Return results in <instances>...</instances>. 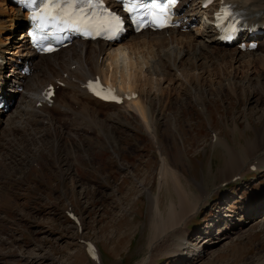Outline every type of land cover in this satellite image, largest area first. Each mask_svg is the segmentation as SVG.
<instances>
[{"label":"rangeland","instance_id":"374dc122","mask_svg":"<svg viewBox=\"0 0 264 264\" xmlns=\"http://www.w3.org/2000/svg\"><path fill=\"white\" fill-rule=\"evenodd\" d=\"M190 8L191 30L162 47H139L133 34L109 50L124 51L121 57L134 63L128 71L140 75L137 91L155 113L159 139L124 109L91 104L83 110L89 105L65 97V87L57 92L65 112L56 96L53 108H41L38 116L32 101V113L13 117L24 88L8 92L0 124V264H143L160 228L153 226L148 197L159 198L165 216L172 201L179 203L172 178L161 177L163 162L174 167L189 198L205 193L206 204L181 227L186 246L199 244L202 251L198 259L172 256L168 242L150 264H264V38L253 55L241 52L206 71H189L190 57L183 55L177 67L168 61L162 76L146 79L170 51L210 45L202 36L207 13L199 4ZM208 55L199 63L211 61ZM11 69L3 70L6 81ZM230 153L243 177L223 175ZM221 208L224 217L213 221ZM68 211L80 223H72ZM87 244L97 246L98 261L87 258Z\"/></svg>","mask_w":264,"mask_h":264},{"label":"bare ground","instance_id":"6f19581e","mask_svg":"<svg viewBox=\"0 0 264 264\" xmlns=\"http://www.w3.org/2000/svg\"><path fill=\"white\" fill-rule=\"evenodd\" d=\"M249 1H251V3L248 4ZM197 4L199 3H197L196 0H192L191 2L188 3L189 7H195L197 6ZM236 6L237 8L244 10L247 18L250 19L251 21L264 24V17H263L264 0H245L244 3L237 4ZM185 8L187 9V4L186 6H183V8L179 10L181 16L180 21L182 22L181 29L182 30L187 29L188 31H190L191 30L190 28L192 27V22L189 18L190 12ZM7 9L10 10V13L8 14L7 19L4 20V17H6L8 12ZM225 11L232 13L233 12L232 6L226 8ZM24 22H25V16L21 15L17 8L9 4L8 0H0V96L2 97V101L4 103L6 102L5 104L7 105L9 99L8 92L10 90L11 92L19 91L20 88H24L23 93L21 94L22 98L20 101V106H18V110L13 117H18L21 113L24 114V112L25 113L31 112L32 107L28 109L27 108L28 105L32 101H35L36 97L40 96V94L38 95V93H40L47 84L40 86L39 89L40 92H37L38 90L37 91L35 90L36 87H38L39 84H41L42 82L45 83L46 80H48L47 82L49 83L51 79H53L54 76L56 75V77L59 76L57 80L63 83L64 87L68 88L67 90L65 89L66 91L63 90L65 97L68 94H71L75 100L81 97L82 100L84 99L85 103L89 105L88 108L83 107V110H87V111L90 110L91 104L96 108H99L100 106L103 108L106 107L107 104H110L114 108H119L122 111L124 109L127 113L135 114L136 116H138V118L142 121L145 130L152 137V139H156V138L159 139L157 135V124L155 120L156 119L155 113L153 112L151 106H149L147 102L146 103L144 102V98L137 91L138 89L136 87V84L139 82L140 75L133 74L132 72H129L130 70L128 71V66L133 67L134 63L132 64L131 61L128 60L129 58L127 59L121 57L123 53H124L123 55H125L124 51L117 50L115 51V53H110L109 50L114 45L104 44V43L93 44L90 42H84L83 44H73L69 46V48L59 51L58 53H55L52 56H48V57L35 56L30 52H28L27 50V41H25L24 31H21ZM205 26L206 27L205 29H203V32L201 31L203 33L202 36L209 39L210 45L208 44L206 45L205 42L198 48H195L193 53H188V52L184 53L182 51L177 52L176 50L170 51L168 54L165 55L164 58H160L158 63L153 64L152 71L146 73L147 75L146 79H148V77L150 79L151 76H155V75L162 76L166 66L168 65L167 63L168 61L172 63V66H170L171 68L177 67L178 59L182 57V60H180L179 62V64H181V62L183 61V55L190 57L191 63L188 64L189 71L190 69L199 70V68L206 71L210 68L209 66L210 63L211 64L215 63V61L225 63L228 62L230 58L234 60L235 57H239V55L242 54L240 50H237V48L234 49L229 48V50L225 48H224L225 50L219 49V48L223 49L222 47L227 48V46H222L217 41L218 35L213 25L212 17L209 15ZM181 29L177 30V32L174 30L169 31L168 32V34H170L169 37H165L166 34L165 32H161V34L160 33L151 34L149 32H146V33H141L139 35H134L133 40H137L134 42L135 45H138L139 47L142 48L143 45L151 46V47L152 45H154L160 48L167 41H170L169 39L173 40L174 38L173 36L179 34ZM19 31L22 33L17 38L15 37V34ZM5 33H7V35L4 36V38H2L3 37L2 35L3 34L5 35ZM183 35L185 34L183 33L182 36ZM188 35H186V37ZM106 54L108 55L106 56ZM205 54H209L208 58H211V61L206 62L205 64H200L199 62L206 59V57H204ZM243 54L250 56L253 55V52L246 51ZM105 56H106V61H105ZM5 60H7V62H5ZM9 64L12 67V69L10 70L11 72L9 73L11 74V76H10V80L6 81V79H9V76L5 75L3 77L4 75L3 70L7 69V65ZM25 65L29 68V70L31 69V73L24 74L22 72L23 67ZM52 65L55 66L54 69L51 67ZM72 66H74L75 68H72ZM103 67H105L106 72L105 70H103ZM63 74H66L67 77L64 78ZM101 74L103 75L104 78L103 82L105 84L115 86L116 88L118 87V90L115 92H108L107 91L108 89L103 90L102 86L99 87L98 85H94V83L91 82L89 83L88 88L85 86V83L88 79L94 78L95 76H101ZM29 75H31V77H29ZM82 85H84L85 87L83 88ZM30 86L31 87L33 86L34 88L31 89ZM29 88L31 90H29ZM124 93L127 94L128 96L132 93H135L137 94V97L136 98L124 97L125 99L122 100V98L118 94L121 95ZM95 96L100 99L102 98L104 100H108L111 102L115 101V102H120V103L123 102V103L120 105H115L113 103H106L104 101L98 100ZM113 96L115 98H113ZM35 105L33 106V108L35 107ZM56 106H58V110L60 112H62L61 109H63V112H65L67 110L66 106L68 105L64 104L63 99H61V101L59 102V97H58V103ZM38 110L39 109L34 108L33 113L37 112ZM3 113H4L3 108H0V124H3V120H4ZM38 113L42 114V110H39L37 113H35V115L38 116ZM237 158H238L237 155H235L234 153L230 155V158H228L227 160V164H226L227 167L223 170L224 171L223 175L234 173L233 175L235 176L239 172V174H241L243 177V173L245 172V170L244 171H242L243 169H241V171L237 170L238 168L237 162L239 160ZM249 165H251V167L252 166L255 167L256 164L248 163V166ZM163 166L164 167L162 169L161 177L164 179L172 178V181H174L173 184L175 185L177 195L179 197V203L178 205H176L174 201H172V203L170 204L167 210V215L165 216L164 214L165 212L162 213L160 210L161 207H160L159 198L154 199L155 196L154 198L153 196H151L152 198L148 197L150 208L154 213L153 226L155 228H159L160 225V228L158 230L159 236L151 246V249L155 247V250L148 257L144 259L143 264H150L151 262H153L154 256L157 255L155 252H159V248H161L163 244L164 245L168 244V242L171 243V245H167L168 246L167 252H169L172 256L180 254L186 256V258L189 257L190 259H194L195 257L198 259L199 258L198 256L202 251V248L200 247L199 244L186 246L185 243L187 241L183 237L185 236L186 232H182L181 227L187 226L189 220L196 215L195 213H197V211L201 208V206L203 204H206L207 201L206 199H204L205 193L202 192L199 197L193 195L195 196V198L192 197L193 198L192 200V198H189L187 196L182 181L179 180L176 172L174 171V167L170 168L169 166L166 165V162H163ZM180 223L183 224L180 225L179 228H177V225H179ZM168 231H170L172 235H170V238L166 237V239H163L164 235L167 234ZM204 241L200 242V244H203ZM85 251L87 258L90 257L95 262L96 260L98 261V259L101 258L99 252L97 251V246L87 244L85 246Z\"/></svg>","mask_w":264,"mask_h":264},{"label":"snow or ice","instance_id":"6c2138e0","mask_svg":"<svg viewBox=\"0 0 264 264\" xmlns=\"http://www.w3.org/2000/svg\"><path fill=\"white\" fill-rule=\"evenodd\" d=\"M35 3V0H31ZM125 11L128 13L138 12L141 8H146L144 16L151 17L152 23L164 27L167 17L161 20L159 14L167 12V6L161 7L159 5L146 6L140 3L139 0H123ZM100 9V12H97ZM46 10L51 16L52 25H56V15H52V10H58L59 23L68 25L74 28H90L93 31L100 29L117 31L121 24V19L118 15L110 12L104 7V0H47ZM34 19H40L39 16ZM138 20L144 23L143 17L138 16ZM51 51L52 49H48ZM108 92L114 90L108 89ZM113 98H115L113 96Z\"/></svg>","mask_w":264,"mask_h":264}]
</instances>
